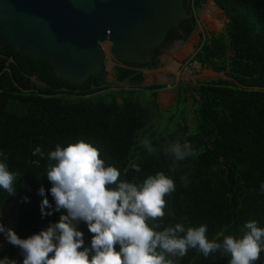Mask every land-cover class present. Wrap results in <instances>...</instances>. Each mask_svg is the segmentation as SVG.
<instances>
[{
    "label": "trees",
    "instance_id": "obj_1",
    "mask_svg": "<svg viewBox=\"0 0 264 264\" xmlns=\"http://www.w3.org/2000/svg\"><path fill=\"white\" fill-rule=\"evenodd\" d=\"M188 1L198 12L209 0ZM212 1L228 22L221 33L204 35L189 61L232 80L181 83L175 103L164 111L159 94L167 86H144L151 64L115 66L116 87L105 66L86 83L70 84L54 75L48 61L24 58L13 46L0 49V150L16 174L13 194L0 188V213L23 191L15 228L21 238L59 219L49 193L47 170L55 161L48 153L58 143L80 139L99 148L106 166L120 169V180L142 185L157 172L174 180L175 191L165 196V215L147 221L157 231L176 223L185 230L207 224L208 239L222 244L224 236L242 237L247 221L264 227V0ZM196 27V18L183 21L156 57L176 41L186 42ZM145 138L155 151L143 145ZM177 140L191 144L193 154L183 161L167 151ZM37 147L41 152L33 155ZM45 198L49 204L43 213L50 214L41 211ZM78 227L90 246L86 224ZM4 256L22 264V250L11 244L0 248ZM165 258L174 264H229L231 256L221 247L208 257L189 248L184 257L165 253ZM256 264H264V252Z\"/></svg>",
    "mask_w": 264,
    "mask_h": 264
},
{
    "label": "clouds",
    "instance_id": "obj_2",
    "mask_svg": "<svg viewBox=\"0 0 264 264\" xmlns=\"http://www.w3.org/2000/svg\"><path fill=\"white\" fill-rule=\"evenodd\" d=\"M143 145L155 151L148 139ZM175 161L192 155L191 144L179 140L168 149ZM40 147L33 155L40 153ZM48 156L55 161L49 165L47 179L51 182L49 193L55 202L54 211L59 219L26 238L14 229H5L0 223V233H6L8 244L23 252L22 264H174L166 259L184 257L189 248H198L204 257L223 247L230 254L229 264H256L264 252V227L257 221H247L242 237L224 236L222 244L209 240L207 224L189 226L182 223L157 231L147 221L165 215V196L175 191L172 178L163 172L149 175L142 183L120 180L121 171L102 158L97 146L84 139L66 146L56 144ZM7 154L0 150V188L14 193L16 174L9 171ZM136 172L140 166L133 165ZM116 185V187H110ZM264 191V183L261 184ZM44 195V189H40ZM27 199V198H26ZM49 201H42L41 211ZM63 210V211H62ZM83 221L92 234L90 246H85L84 232L78 227ZM184 232V236L178 233ZM159 249V250H158ZM0 264H17L8 256Z\"/></svg>",
    "mask_w": 264,
    "mask_h": 264
},
{
    "label": "water",
    "instance_id": "obj_3",
    "mask_svg": "<svg viewBox=\"0 0 264 264\" xmlns=\"http://www.w3.org/2000/svg\"><path fill=\"white\" fill-rule=\"evenodd\" d=\"M184 2L0 0V49L13 46L24 58L48 61L63 81L84 84L103 70L102 43L115 61L151 64L169 32L190 19Z\"/></svg>",
    "mask_w": 264,
    "mask_h": 264
},
{
    "label": "rangeland",
    "instance_id": "obj_4",
    "mask_svg": "<svg viewBox=\"0 0 264 264\" xmlns=\"http://www.w3.org/2000/svg\"><path fill=\"white\" fill-rule=\"evenodd\" d=\"M184 6L186 11L189 12L191 16L190 19H197L195 32L186 42H176L173 46L165 48L163 50V54L159 57H155L150 62V68L145 71L144 86H150L162 82L167 87L161 93H164V91H171L172 89L176 90V87L181 83L196 84L198 82L213 79L232 80L227 74L216 73L210 69L203 68L198 64L193 66L189 63V59L198 51L200 42L204 35L208 36L211 33H221L224 30L228 22L224 12L211 0L204 4L198 12L194 10L192 3L188 0H185ZM112 61L114 65H112V62L109 60V56H107L104 66L109 72L108 79L110 83L116 87L119 84L116 82L113 71L115 66L122 63L113 59ZM166 94L168 93L163 95ZM174 103V98L172 100H161L162 110L164 111L168 106ZM190 123H194L193 116H191ZM22 198L23 191L19 193L0 213V223L4 225L5 229L12 228L15 230L17 225V209L22 201ZM80 223L81 221L78 223V226ZM8 245L6 233H0V248Z\"/></svg>",
    "mask_w": 264,
    "mask_h": 264
},
{
    "label": "crops",
    "instance_id": "obj_5",
    "mask_svg": "<svg viewBox=\"0 0 264 264\" xmlns=\"http://www.w3.org/2000/svg\"><path fill=\"white\" fill-rule=\"evenodd\" d=\"M212 1V0H211ZM213 2V1H212ZM214 3V2H213ZM216 5V4H215ZM171 65V64H170ZM146 71V70H145ZM145 71H144V76H145ZM165 93H168L166 95H163ZM177 97V90H171V91H164V93L159 94V102L161 104V100L163 99H168V100H172L174 98V100H176Z\"/></svg>",
    "mask_w": 264,
    "mask_h": 264
},
{
    "label": "bare ground",
    "instance_id": "obj_6",
    "mask_svg": "<svg viewBox=\"0 0 264 264\" xmlns=\"http://www.w3.org/2000/svg\"><path fill=\"white\" fill-rule=\"evenodd\" d=\"M102 47H103V50H104V53H105V57L106 56H109V60L112 62V65L114 64L113 63V61H112V55L110 54V52H109V44L108 43H102ZM190 63V65L191 64H198V65H200L199 63H197V62H189ZM201 66V65H200Z\"/></svg>",
    "mask_w": 264,
    "mask_h": 264
},
{
    "label": "built area",
    "instance_id": "obj_7",
    "mask_svg": "<svg viewBox=\"0 0 264 264\" xmlns=\"http://www.w3.org/2000/svg\"><path fill=\"white\" fill-rule=\"evenodd\" d=\"M191 65H193V66H194V65H196V63H195V64H191Z\"/></svg>",
    "mask_w": 264,
    "mask_h": 264
},
{
    "label": "flooded vegetation",
    "instance_id": "obj_8",
    "mask_svg": "<svg viewBox=\"0 0 264 264\" xmlns=\"http://www.w3.org/2000/svg\"><path fill=\"white\" fill-rule=\"evenodd\" d=\"M192 19H193V18H191L190 20H192ZM176 42H177V41H176ZM176 42H175V43H176Z\"/></svg>",
    "mask_w": 264,
    "mask_h": 264
}]
</instances>
